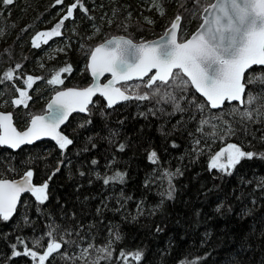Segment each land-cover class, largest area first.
<instances>
[{"label": "trees", "instance_id": "trees-1", "mask_svg": "<svg viewBox=\"0 0 264 264\" xmlns=\"http://www.w3.org/2000/svg\"><path fill=\"white\" fill-rule=\"evenodd\" d=\"M156 1L164 13L158 18L150 11L155 24L149 26L142 16L150 0H79L83 7L74 9L72 21L63 24L71 23L74 32L66 36L65 54L33 75L39 79L30 88L28 107L13 109L15 88L27 85L26 74L45 48L33 47L32 38L57 24L61 11L76 0L59 5L56 0H14L7 6L0 0V110L5 101L16 127L24 129L32 116L44 112L52 94L91 82L86 62L96 45L112 36L135 42L157 38L178 15V39L183 41L199 26L202 6L213 0H201L200 6L194 0ZM90 26L100 34L86 43ZM79 43H86L80 54ZM64 59L71 71L60 73L63 83L50 85L52 71ZM8 71L16 76L4 81ZM260 73L264 66L252 68L245 78ZM144 84L130 82L120 88L133 97L148 94L147 100L133 98L107 109L96 98L86 115H72L62 132L73 143L64 150L49 141L16 152L0 148V178L16 179L31 170L34 186L48 183L43 204L27 194L8 221L0 218V264H34L29 255L13 256V245L22 253L25 244L42 253L53 238L67 243L45 264H121V252L130 257L137 251L142 259L135 264H264V93L252 104H226L212 111L189 82L183 92L160 85L162 91L173 92L175 102L152 96ZM132 86L134 93L125 89ZM258 88L248 86L253 94ZM246 111L251 119L241 117ZM205 120L208 124H202ZM228 144L256 154L230 169L231 175L209 168L211 158ZM153 151L156 163L149 159ZM177 169L174 199H167L165 173ZM117 171L127 174L124 183L105 185L102 178ZM109 246L113 256L105 261L99 250Z\"/></svg>", "mask_w": 264, "mask_h": 264}, {"label": "snow or ice", "instance_id": "snow-or-ice-1", "mask_svg": "<svg viewBox=\"0 0 264 264\" xmlns=\"http://www.w3.org/2000/svg\"><path fill=\"white\" fill-rule=\"evenodd\" d=\"M200 6L201 0H194ZM3 5H12L14 0H2ZM63 0H56V4H62ZM83 7L79 0H76L67 8V13L49 32L38 33L33 38V47L39 48L42 37L43 43L47 44L48 39L60 36L64 21L73 17V10ZM202 23L199 29L190 39L178 42L177 30L180 27L181 16H176L171 27L160 38L159 41L133 43L131 39L124 37H113L99 44L90 53L88 68L91 75L98 80L105 73H110L112 79L100 85L94 83L92 86L77 91L67 90L57 92L55 98L48 104L47 115H35L31 117L30 126L23 132L18 131L12 124L10 113H0V145H7L12 149H18L23 144H32L34 141L44 136H51L57 141L59 148L64 150L73 141L67 136L57 131L73 111L85 112L91 103V97L99 93L105 97L107 104L111 107L119 100L149 99L148 94H138L135 97L125 94V90L114 85L121 81H130L134 77L143 79L148 76L144 86L152 89V96L162 97L166 100L175 102L176 96L173 92L163 91L160 85L169 86L173 91L183 92L190 81L197 92L207 99L211 108L221 107L225 101H240L252 104L264 93V73L249 75L245 78L246 70L254 65L264 66V0H214L202 6ZM87 9H85V12ZM148 24L153 23L149 18H145ZM17 68L20 66L17 65ZM155 69V73L149 76ZM71 67L60 69L52 79L48 80L51 84H60V73L70 72ZM185 77L187 79H185ZM5 79L13 80V72L6 73ZM35 79L27 76V88H31ZM157 82H160L159 84ZM249 85H258L256 94L249 89ZM19 98L13 99L14 106L28 107L26 101L31 99L26 90L16 87ZM201 110L203 105L200 106ZM176 109L183 112L184 109L176 104ZM242 118L251 119V112L240 114ZM208 124V121H202ZM230 131V129H229ZM199 144V141H197ZM175 146V145H174ZM120 150H124V145H120ZM253 152L242 151L235 144H228L227 148L217 152L210 161V169H218L227 175H231L230 169H234L243 159H253ZM157 153L153 151L149 159L156 163ZM223 161V162H222ZM93 164L97 161L93 160ZM59 171V167L56 169ZM176 173H165L168 177V190L164 194L167 199H174L175 187L172 179ZM84 175V173H81ZM127 174L115 172L113 175L103 179L105 185L109 183H124ZM33 172L26 171L24 177L19 181H10L0 178V218L8 221L16 210L17 202L21 193L31 192L36 200L43 204L47 199L48 183L35 187L31 183ZM220 211V208L217 209ZM159 230V229H158ZM49 237H54L53 232H49ZM119 239V234H117ZM17 243H24L18 240ZM67 243L62 238H53L47 243L46 250L39 255V264H45L50 257L55 258L54 254L60 253L62 245ZM36 247H40L37 242ZM13 245V256L30 255L33 260L37 259L36 250L29 249L25 244L23 253L17 251ZM102 259L110 261L113 253L109 248H102ZM84 256V253H81ZM79 258V257H78ZM86 259V257H85ZM121 264H132L142 259V253L137 251L132 256L126 253L119 254ZM100 264V261L94 262ZM190 264H198L193 260Z\"/></svg>", "mask_w": 264, "mask_h": 264}, {"label": "rangeland", "instance_id": "rangeland-1", "mask_svg": "<svg viewBox=\"0 0 264 264\" xmlns=\"http://www.w3.org/2000/svg\"><path fill=\"white\" fill-rule=\"evenodd\" d=\"M158 1H156V0H150V3H149V6L147 7V10L145 11V14L142 16V22H144L146 25H149V26H153L155 23L153 22V23H151V24H148L147 22H146V20H145V18L147 17V18H149V19H151L152 21H153V19H152V14L154 15H158V18L159 17H162L163 16V13H164V10H163V8H162V6H161V4H158L157 3ZM68 8V7H67ZM67 8H65V9H63L62 11H61V18H60V20L63 18V16H65L66 15V13H67ZM153 10V12H151L150 13V11H152ZM72 19L73 18H70L69 20H67L68 22H71L72 21ZM60 22V21H59ZM58 22V23H59ZM68 22H67V25H63L62 26V28L60 29V31H61V35L60 36H54V37H52V38H50V39H48V43L47 44H44L43 43V39H46L47 37H42L41 38V40L40 41H38V43H40V47H45L44 48V50H43V53H42V55L38 58V59H36L35 60V65L33 66V68H31V69H33L32 71H29L30 73H27L26 74V77L27 76H29V75H31V76H33V75H35V76H38L39 75V73L41 72V71H43V70H45V67H46V65H48V64H50L53 60H56V59H58V57H60L61 55H64L65 54V49L66 48H68V40H69V38H67L66 36H68V35H71L70 34V32L69 31H71V33L72 34H74V32H73V30H72V28H71V26H70V24L71 23H69L68 24ZM57 23V24H58ZM56 25V24H55ZM54 24L50 27V28H48V29H44V30H42V31H40V32H38V33H44V32H49L54 26H55ZM94 27V26H93ZM93 27H88L89 29V33H88V35H87V38H86V43H88V41H92V39H95V38H97L98 36H99V34H100V31H99V29L98 28H93ZM37 33V34H38ZM37 34L34 36V37H36L37 36ZM33 37V38H34ZM33 38H32V41H33ZM86 43L84 44H82V43H79V45L77 46L78 48H77V50H78V54H80V53H83V51H84V49H85V47H86ZM66 62H67V60L65 61V59L64 60H62L61 62H60V64L59 65H57V67L59 66V68H58V70L57 71H52L53 73V76H55L57 73H59L60 72V69H62V68H65V67H67L65 64H66ZM86 64H87V62H86ZM37 69V71L35 72V70ZM9 72V71H8ZM13 72V71H12ZM31 72H35V73H31ZM7 73V72H6ZM5 76H6V74H5ZM5 76H4V78L2 77V79L4 80V81H6L7 79H5ZM16 76V73L15 72H13V78ZM25 76H24V81H25V78H26ZM52 77V76H51ZM23 81V82H24ZM25 85L26 84H24V83H21V86H20V88H25ZM56 85V84H55ZM127 91H130L131 93H134L135 91H136V86H132V87H128V88H125ZM30 92V91H29ZM37 91H34V92H32V93H34V95H35V93H36ZM30 96H31V94H29ZM33 96V95H32ZM16 97V94L13 96V98L11 99V103H12V100L14 99ZM27 102V101H26ZM2 104H4L5 105V101L4 102H2ZM4 105H2L3 106V108L0 110V111H9V109H6L5 107H4ZM89 109V108H88ZM11 113L13 114V112L11 111ZM14 116V115H13ZM30 120H28V122H29ZM223 162V161H222ZM218 170V169H217ZM219 171V170H218ZM221 172V171H220ZM40 186H42V185H40ZM35 187H39V186H35ZM33 196V195H32ZM34 198H35V196H33ZM35 200H36V198H35ZM37 201V200H36ZM39 202V201H38ZM43 253V252H42ZM42 253H38V256H37V259H35V260H33V258H32V260H33V263L34 264H39V259H38V257H39V255L40 254H42Z\"/></svg>", "mask_w": 264, "mask_h": 264}, {"label": "water", "instance_id": "water-1", "mask_svg": "<svg viewBox=\"0 0 264 264\" xmlns=\"http://www.w3.org/2000/svg\"><path fill=\"white\" fill-rule=\"evenodd\" d=\"M212 2H214V0H213ZM202 15H203V13L201 12L200 18L202 17ZM174 20H175V19H174ZM174 20H173V21H174ZM201 23H202V18H201V22H200V24H201ZM171 24H172V23H171ZM171 24L169 25V27L166 28V30L163 32V34H162L161 36H159V37H157V38H154V39L147 40V41H143V42L159 41L160 38H161L162 36H164L165 32H166L167 30L170 29ZM180 24H181V21H180ZM200 24H199V26H200ZM199 26L196 28V30H195V31H194V32H193V33H192L187 39H190L191 36H192L194 33L197 32V30L199 29ZM179 30H180V27H179V29L177 30V39H178V36H179ZM113 37H124V38H126V39H130V38L126 37V36H112V37H110V38H108V39H111V38H113ZM108 39H106V40H108ZM187 39H186V40H187ZM106 40H104L103 42H105ZM132 41H133V40H132ZM184 41H185V40H184ZM103 42H102V43H103ZM178 42H183V41H179V39H178ZM133 43L139 44V43H141V42H135V41H133ZM100 44H101V43H100ZM98 45H99V44H98ZM98 45H96L95 47H97ZM95 47H94L92 50H94ZM92 50H91V51H92ZM90 53H91V52H90ZM89 62H90V54H89V56H88L87 64H86V68H87L88 74H89L90 79H91L90 84H89L88 86L84 87V88L68 87V88H66V89H62V90H60V91H67V90H70V89H71V90H77V91H80V90H83V89H86V88L92 86L94 83H99L100 85H103V84L107 83L109 80L112 79L110 73H105V74H103L102 76H100L98 80H96V79L91 75V70L88 68V64H89ZM254 67H258V68H260V67H263V66H259V65H254V66H252V68H254ZM252 68L246 70L245 74H246L249 70H251ZM155 71H156V70L153 69V71H152L151 73H149V76L153 75V74L155 73ZM185 78H186V77H185ZM186 79H187V78H186ZM144 80H148V76H145L143 79H139V78H135V77H134V78H133L132 80H130V81H126V82L121 81V82L115 84L114 86H115V87H119L120 85L125 84V83H129V82H133V81H144ZM157 83H160V82H157ZM189 83H190V81H189ZM190 85H191V83H190ZM191 87H192V89L194 90V92H195L198 96H200V97L206 102V104L208 105V107H209L210 110H212V111H218V110L222 109V108L224 107V105H226V104H237V105L240 106V107H242L243 104H244V103H241L240 101H232V102L225 101L224 104H223L221 107L213 109V108H211L210 103L207 101V99H206L205 97H203L199 92H197L196 89H195V87H194L193 85H191ZM23 90H26V91L28 92V94H29V89H28V88H23ZM60 91H58V92H60ZM56 94H57V92L54 93V94L50 97V99L48 100V102H47L46 105H45V112H44L43 114H40V115H47V113H48V111H49V109H48V104L52 102V100L55 98ZM125 94H127V93H125ZM127 95H129V94H127ZM17 98H19V93H18V92H17V96H16L14 99H17ZM96 98H101V99L105 102V105H106V108H107V109H112V108H114V107H116V106H118V105H120V104H123V103H125V102H128V101L132 100V99L127 100V101L119 100L118 102H116L115 104H113L111 107H109L108 104H107V100H106V98L103 97V96H101L99 93H97L96 95H94V96L91 97V103L88 104V106H87V110H86L85 112H79L78 110H77V111H73V112H71L70 115L68 116V119H67L63 124H61V125L59 126V128L57 129V131L60 132L62 135H64L63 132H62V129H63L64 126L67 124L69 118H70L72 115H86V114L88 113V108L92 105L93 101H94ZM21 106H22V105H21ZM13 107H14V108H18L17 106H14V105H13ZM19 107H20V106H19ZM22 107H23V106H22ZM0 113H4V114H8V113H10V114L12 115V124H13V126H14L18 131L23 132V131H25V130L30 126V121H31V119H30L28 125L26 126V128H24L23 130H19V129L15 126L14 118H13V114H12L10 111H0ZM44 141H49V142H52V143L55 144V145H58V144H57V141H56L55 139H53L51 136H44V137H42L41 139L34 141L32 144H23V145H21L20 148H18V149H12V148L8 147L7 145H0V148H5V149L10 150V151H12V152H16V151H18V150H20V149H22V148H24V147H26V146H32V145H34V144H36V143L44 142ZM23 177H24V175L21 176V177H19V178H16V179H8V180H10V181H19V180H21ZM31 183H32V185L34 186V184H33V180H32V179H31ZM27 194H32V193H31V192H23V193H21V195H20V197H19V200H18V202H17V207H18V205H19L21 199H22L24 196H26ZM17 207H16V209H17ZM15 211H16V210H15Z\"/></svg>", "mask_w": 264, "mask_h": 264}, {"label": "flooded vegetation", "instance_id": "flooded-vegetation-1", "mask_svg": "<svg viewBox=\"0 0 264 264\" xmlns=\"http://www.w3.org/2000/svg\"><path fill=\"white\" fill-rule=\"evenodd\" d=\"M30 100V99H29ZM21 107V106H20ZM20 107H18V108H20ZM18 108H15V109H18Z\"/></svg>", "mask_w": 264, "mask_h": 264}]
</instances>
